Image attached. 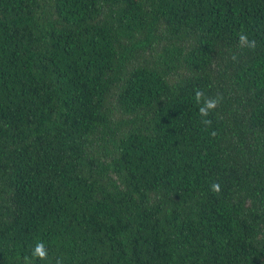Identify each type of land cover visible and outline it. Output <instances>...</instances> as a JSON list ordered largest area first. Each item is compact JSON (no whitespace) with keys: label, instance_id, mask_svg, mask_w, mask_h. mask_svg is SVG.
<instances>
[{"label":"trees","instance_id":"1","mask_svg":"<svg viewBox=\"0 0 264 264\" xmlns=\"http://www.w3.org/2000/svg\"><path fill=\"white\" fill-rule=\"evenodd\" d=\"M0 264H264V0H0Z\"/></svg>","mask_w":264,"mask_h":264},{"label":"clouds","instance_id":"2","mask_svg":"<svg viewBox=\"0 0 264 264\" xmlns=\"http://www.w3.org/2000/svg\"><path fill=\"white\" fill-rule=\"evenodd\" d=\"M239 43L241 45L247 44L248 47L253 48L255 47L254 41H248L247 36L241 34L239 36ZM195 100L197 103H199L203 99V106L199 107V113L202 118H206L209 115V112L213 109H215L219 103V97L217 98H205V93L201 90H195ZM202 122L206 125L210 124L211 121L207 119H202ZM212 135H215L213 132ZM214 192L220 191V186L217 183H214L211 188ZM33 256L38 257L40 259L46 258V251L44 250L43 244H37L35 247V250L33 252Z\"/></svg>","mask_w":264,"mask_h":264}]
</instances>
